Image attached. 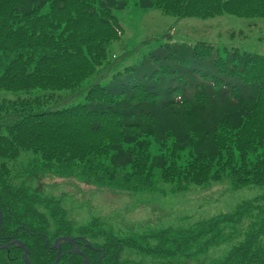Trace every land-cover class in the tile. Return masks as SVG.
<instances>
[{"label":"trees","instance_id":"1","mask_svg":"<svg viewBox=\"0 0 264 264\" xmlns=\"http://www.w3.org/2000/svg\"><path fill=\"white\" fill-rule=\"evenodd\" d=\"M129 6L264 22V0H0V90L12 96L0 100V264H24L15 241L31 264H53L61 237L89 264H138L124 252L177 264L225 245L213 264H264V54L168 32L128 46L117 14ZM73 170L131 194L226 180L261 192L230 212L122 233L100 219L76 226L30 184ZM72 250L61 242L58 264H84Z\"/></svg>","mask_w":264,"mask_h":264},{"label":"rangeland","instance_id":"2","mask_svg":"<svg viewBox=\"0 0 264 264\" xmlns=\"http://www.w3.org/2000/svg\"><path fill=\"white\" fill-rule=\"evenodd\" d=\"M128 15L120 20L122 40L128 46L146 37H159L170 30L171 37L176 41L194 43L202 40L219 47L264 52V22L261 20L227 16L177 20L154 8ZM3 98L10 99L12 96L0 90V100ZM31 178L32 188L43 196L60 200L69 220L76 226L100 219L114 231L122 233L166 229L179 225V219L183 217L189 218L192 223L230 212L243 200L251 199L261 192L259 187L254 186L232 190L230 181L226 180L206 189L192 188L178 194L169 193L172 190L170 185L156 182L154 191L131 194L116 187L97 186L77 170L69 173L39 171ZM227 251L226 245L211 247L208 253L192 254L177 264H213ZM122 259L138 264H164L127 252L123 253Z\"/></svg>","mask_w":264,"mask_h":264},{"label":"water","instance_id":"3","mask_svg":"<svg viewBox=\"0 0 264 264\" xmlns=\"http://www.w3.org/2000/svg\"><path fill=\"white\" fill-rule=\"evenodd\" d=\"M1 221H2V213H1V211H0V225H1ZM60 241H66V242H69L70 244L74 245V241H73V240H70V239H68V238H61V239H58V240L55 242V245H57V247H58V251H60V246H59V242H60ZM17 244L20 246V248H22V249L24 250V254H23V260H24V263H25V264H30V263L28 262V260H27V255H28V253H27V251L24 249V246H23L20 242H17ZM3 248H6V246L3 247ZM80 254H81V253H80ZM59 259H60V256L58 255V256H57V259H56L55 262H54V264H58ZM83 260H84V263H85V264H89V263L87 262V260H86L85 257H83Z\"/></svg>","mask_w":264,"mask_h":264}]
</instances>
